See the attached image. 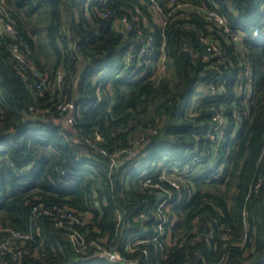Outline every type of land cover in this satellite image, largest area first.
<instances>
[{
  "label": "trees",
  "instance_id": "1",
  "mask_svg": "<svg viewBox=\"0 0 264 264\" xmlns=\"http://www.w3.org/2000/svg\"><path fill=\"white\" fill-rule=\"evenodd\" d=\"M171 1L5 0L0 264H264V0Z\"/></svg>",
  "mask_w": 264,
  "mask_h": 264
},
{
  "label": "built area",
  "instance_id": "2",
  "mask_svg": "<svg viewBox=\"0 0 264 264\" xmlns=\"http://www.w3.org/2000/svg\"><path fill=\"white\" fill-rule=\"evenodd\" d=\"M171 2L174 3L175 1L172 0ZM4 4H5V0H0V32L7 31L10 34H15V29L12 25L11 18L9 17L7 12L5 11L6 8H5ZM183 6H190V5L180 3V4L176 5V8H181ZM154 8L155 9L153 10V13L155 14V18L158 17L160 22H163L162 16H161L162 15V9L158 5H155ZM207 11H208L207 17L210 21L215 22L216 25L219 28L223 29L224 31H227V32L230 31V27L227 25L225 17H223L222 15L217 13L215 10L210 9ZM5 15L7 18L5 17ZM124 24L126 25L127 29H131V23L124 21ZM204 41H207V39L204 38ZM153 43H154V37L151 35H148L146 38H141V44L138 46L132 47L130 49V51L128 53V57H127L128 62L133 63L135 60L136 61L137 60L142 61L143 58L151 57V55H152L151 47H152ZM11 50H12V52L16 58L22 59V56L20 55V51L16 45L12 46ZM45 82H46V77L42 80V84H45ZM41 85H39V87H41ZM60 108L63 110H71L74 108V105L72 103H66V104H62L60 106ZM224 118L225 117L222 115V113H218L216 115V119L219 120V124H218V127H216V129H219V126L223 125ZM69 121L72 122V117L69 118ZM172 185L176 186V187L179 186L176 181H172ZM70 217H72V216H70ZM74 218L75 217H72V219H74ZM17 235H19V234L17 233ZM71 235H72V239L75 241L78 234H71ZM80 238H81V236L79 235V239ZM140 238H141L140 236L133 237V244L135 245V244L140 243V241H141ZM80 243H83V242L80 241ZM107 256H109L110 259L119 260L121 258L120 252L117 250L107 252Z\"/></svg>",
  "mask_w": 264,
  "mask_h": 264
},
{
  "label": "rangeland",
  "instance_id": "3",
  "mask_svg": "<svg viewBox=\"0 0 264 264\" xmlns=\"http://www.w3.org/2000/svg\"><path fill=\"white\" fill-rule=\"evenodd\" d=\"M153 72L157 75V76H161V75H166V76H170L171 75V71L168 69V68H166V66H165V63H164V61H163V59L162 60H157V61H155V64H154V66H153ZM200 87V86H199ZM200 89H201V87H200ZM197 97L198 96H194L193 98V102L195 101L196 102V99H197ZM194 102V103H195Z\"/></svg>",
  "mask_w": 264,
  "mask_h": 264
},
{
  "label": "water",
  "instance_id": "4",
  "mask_svg": "<svg viewBox=\"0 0 264 264\" xmlns=\"http://www.w3.org/2000/svg\"><path fill=\"white\" fill-rule=\"evenodd\" d=\"M160 197H161V195H160Z\"/></svg>",
  "mask_w": 264,
  "mask_h": 264
}]
</instances>
